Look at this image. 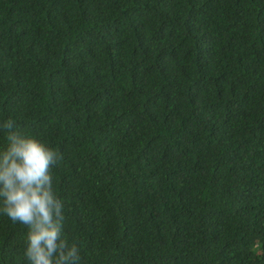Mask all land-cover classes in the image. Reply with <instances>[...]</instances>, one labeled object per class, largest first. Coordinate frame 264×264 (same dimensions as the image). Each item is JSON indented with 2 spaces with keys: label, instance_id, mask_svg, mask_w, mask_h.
Wrapping results in <instances>:
<instances>
[{
  "label": "trees",
  "instance_id": "16d2710c",
  "mask_svg": "<svg viewBox=\"0 0 264 264\" xmlns=\"http://www.w3.org/2000/svg\"><path fill=\"white\" fill-rule=\"evenodd\" d=\"M8 119L63 157L80 264H264V0H0Z\"/></svg>",
  "mask_w": 264,
  "mask_h": 264
},
{
  "label": "clouds",
  "instance_id": "9594fccd",
  "mask_svg": "<svg viewBox=\"0 0 264 264\" xmlns=\"http://www.w3.org/2000/svg\"><path fill=\"white\" fill-rule=\"evenodd\" d=\"M0 121L8 146L0 151V212L28 228L29 264H80L81 247L64 236L63 202L55 195L52 168L62 155L38 138Z\"/></svg>",
  "mask_w": 264,
  "mask_h": 264
}]
</instances>
